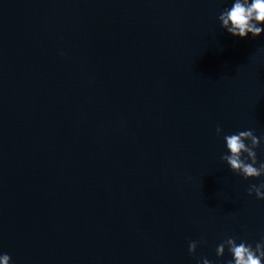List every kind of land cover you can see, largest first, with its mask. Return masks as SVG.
Segmentation results:
<instances>
[{
	"label": "water",
	"instance_id": "95a60500",
	"mask_svg": "<svg viewBox=\"0 0 264 264\" xmlns=\"http://www.w3.org/2000/svg\"><path fill=\"white\" fill-rule=\"evenodd\" d=\"M227 6L0 0V253L12 264H224L225 238H264V201L247 194L264 177L233 173L215 133L264 137V35L224 31Z\"/></svg>",
	"mask_w": 264,
	"mask_h": 264
},
{
	"label": "clouds",
	"instance_id": "9594fccd",
	"mask_svg": "<svg viewBox=\"0 0 264 264\" xmlns=\"http://www.w3.org/2000/svg\"><path fill=\"white\" fill-rule=\"evenodd\" d=\"M218 21L221 28L235 38L245 39L249 35L261 37L264 35V0H230V6L223 9ZM215 133L217 137L223 135L225 152L221 160L233 173L244 180L264 177V160H259L257 156V149L264 142V137L258 138L251 129L225 134L219 125ZM247 194H254L257 200L264 201V182L251 184ZM199 244H206V241H191L189 254L194 256ZM226 252L230 259L224 264H264V238L253 245L244 239L227 237L217 245L216 259L224 260ZM0 264H12L11 256L0 253ZM197 264H200L199 260ZM203 264L214 262L205 258Z\"/></svg>",
	"mask_w": 264,
	"mask_h": 264
}]
</instances>
